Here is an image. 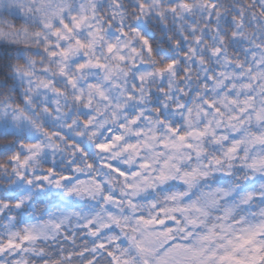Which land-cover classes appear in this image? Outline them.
<instances>
[{"label":"snow or ice","instance_id":"1","mask_svg":"<svg viewBox=\"0 0 264 264\" xmlns=\"http://www.w3.org/2000/svg\"><path fill=\"white\" fill-rule=\"evenodd\" d=\"M0 264H264V0H0Z\"/></svg>","mask_w":264,"mask_h":264}]
</instances>
